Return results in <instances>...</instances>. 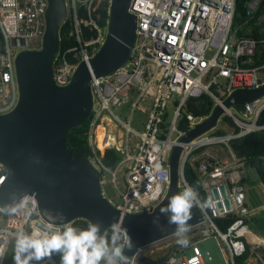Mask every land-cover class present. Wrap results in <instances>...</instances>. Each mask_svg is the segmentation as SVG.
Listing matches in <instances>:
<instances>
[{
	"label": "built area",
	"instance_id": "obj_1",
	"mask_svg": "<svg viewBox=\"0 0 264 264\" xmlns=\"http://www.w3.org/2000/svg\"><path fill=\"white\" fill-rule=\"evenodd\" d=\"M100 1L66 2V20L77 45L57 53L53 79L58 86L67 85L80 62L92 58L105 40L108 20L101 26L94 17ZM81 6L86 9L85 17L80 15ZM259 7L264 20V0H249V18ZM47 8L48 0H0V115L18 104L16 58L22 51L41 48ZM129 11L136 15L137 25L128 60L91 82L93 104L86 134L92 153L88 158L100 172L102 194L122 214L151 212L169 188L171 151L182 146L179 188L185 193L178 192L177 201L199 207L203 221L127 255V234L120 225L99 238L75 221L54 224L41 216L35 194H26L10 209L0 205V264H136L141 256L151 257L155 251L160 252L156 260L168 254L165 264H189L184 255H178L183 238L157 246L184 232L219 238L226 251L225 264H235L236 257L246 251V232L254 233L248 221L255 208L246 203L243 162L230 142L264 129V124L257 122L264 109V95L242 109L224 107L218 123L222 118L227 123L224 117L228 116L237 130L213 134L215 127L189 142L180 139L210 114L188 112L189 98L207 95L213 109L223 105L234 90L264 84V63L254 65L264 39L237 35L236 0H131ZM83 26L95 30L96 35L85 38ZM124 107L128 113L121 117L119 110ZM135 112L141 129L133 124ZM183 120L187 128L182 127ZM220 144L230 149L231 158L216 154ZM107 149L119 155L114 166L102 160ZM186 162L198 173L205 203L200 191L185 179ZM6 177L7 169L0 162V185ZM109 186L116 191L119 203L108 196ZM228 215L235 218L224 231L215 218Z\"/></svg>",
	"mask_w": 264,
	"mask_h": 264
},
{
	"label": "water",
	"instance_id": "obj_2",
	"mask_svg": "<svg viewBox=\"0 0 264 264\" xmlns=\"http://www.w3.org/2000/svg\"><path fill=\"white\" fill-rule=\"evenodd\" d=\"M130 1L110 0L103 44L92 58L80 62L67 85L58 86L53 79V63L67 6L65 0H48L41 48L22 51L16 58L18 104L0 115V162L7 169L6 180L0 185V205L10 209L24 195L35 194L41 216L54 224L82 219L99 238L120 225L127 234L124 253L134 255L140 248L199 224L204 217L199 207L177 201L182 146L176 145L171 151L170 184L164 198L151 212L125 214L102 194L100 172L89 158L68 149L69 131L90 117L93 77L112 73L129 58L137 25L136 15L129 11ZM263 95L264 84L234 90L223 105H215L209 116L180 141L189 142L215 128L224 107L244 106ZM214 194L217 196L216 189ZM226 203L229 206L228 200ZM167 255L158 260L141 256L140 260L164 264Z\"/></svg>",
	"mask_w": 264,
	"mask_h": 264
},
{
	"label": "trees",
	"instance_id": "obj_3",
	"mask_svg": "<svg viewBox=\"0 0 264 264\" xmlns=\"http://www.w3.org/2000/svg\"><path fill=\"white\" fill-rule=\"evenodd\" d=\"M249 0H236V12L234 18V25L238 28L237 35H247L256 39H264V20L260 19L261 7L257 9L252 18L247 15V4ZM97 13L94 15L96 20L101 26H105L109 17V3L108 0H101L97 4ZM80 15L85 17L86 9L84 6L80 8ZM72 26L68 20H66L60 28V48L62 52L67 48H71L77 45L76 38L71 34ZM84 37L88 38L92 35H96V31L90 29L87 26H83ZM71 57V55H69ZM264 63V44H260L258 53L254 57V65ZM213 102L207 95H202L197 98H189L186 105V110L191 112L195 116L208 115L212 110ZM238 109H242L243 106H236ZM224 120L235 130V126L232 119L228 116L224 117ZM257 122L264 124V109L260 112ZM182 127L187 128V122L182 121ZM88 129V121L73 128L67 135V146L68 149L75 155L78 156H90L92 151L89 146L88 136L86 131ZM217 134H225L226 131L222 128L218 129ZM231 148L236 156L243 162L255 169L258 173L260 181L264 185V129L252 131L240 138L232 139L230 142ZM119 159L118 153L114 149H107L103 155L102 160L108 166H114ZM184 176L189 185L200 191V197L202 201L206 202L205 193L202 190L201 182L198 173L195 169L186 162L184 168ZM262 205L259 203L253 208ZM234 216L228 215L224 217L215 218L216 223L222 230H226L227 226L234 220ZM249 226L251 229L264 237V210L259 213L252 214L249 219ZM75 223L80 224L85 232L90 231V225L87 221L79 219L75 220ZM109 234V233H108ZM108 237V235H107ZM95 242L94 239H92ZM264 252V250H263ZM257 254V249L252 250L250 244L247 243L246 251L236 257L235 264H247L250 256ZM136 264H147L142 260H139ZM165 264V263H164ZM257 264H264L263 260H258Z\"/></svg>",
	"mask_w": 264,
	"mask_h": 264
},
{
	"label": "rangeland",
	"instance_id": "obj_4",
	"mask_svg": "<svg viewBox=\"0 0 264 264\" xmlns=\"http://www.w3.org/2000/svg\"><path fill=\"white\" fill-rule=\"evenodd\" d=\"M66 2H70V0H66ZM69 10V7H68ZM128 113V110L126 107H124L123 109L119 110V114L121 115V117H124L125 114ZM134 118L135 121L133 122L134 126L138 129H141V125L139 124L138 120L141 121L138 112L134 113ZM223 118H222V122L218 123L216 126V129H213L212 133L213 134H217V130L222 128L227 132H230L231 130H233V128L227 124L224 123ZM98 133H101V131L99 130ZM233 151V150H232ZM216 154L218 156H220L221 158H231L230 154L231 151L230 149H228L226 146H224L223 144H220V146H217V151ZM242 162V161H241ZM241 170H242V178H243V184L245 186V190H246V203L249 206V208H253L256 205H258L259 203H261V207H264V185L263 183L260 181L258 173L255 171V169H253L252 167L242 164L241 166ZM179 192L180 194L185 193L184 188H179ZM108 196L115 202V203H119V198L116 197V191L113 190L110 186L108 187L107 190ZM264 209V208H261ZM252 212L255 213H259L260 212V206H257ZM251 228V226H249ZM179 238H183V244L185 246V244L190 243L191 241H193L194 239L200 238V236L195 235V234H191L190 232H184L182 234H179L177 236H173L170 239H168L165 242H161L159 243L157 246H161L167 242H173L178 240ZM264 238V237H263ZM216 237L215 236H209L206 238H202L199 239L196 243V245H190L186 248H184L182 251L180 250V252H178V255H182L185 254L192 263H197V256L198 253H201L204 256L205 259V264H225L224 262V258L223 255L220 251V247L217 244L216 241ZM257 249V253H260L262 256L264 255V245L262 244H257L255 245V249ZM160 255L159 251H155V253H153L151 255V257L153 259H157Z\"/></svg>",
	"mask_w": 264,
	"mask_h": 264
},
{
	"label": "crops",
	"instance_id": "obj_5",
	"mask_svg": "<svg viewBox=\"0 0 264 264\" xmlns=\"http://www.w3.org/2000/svg\"><path fill=\"white\" fill-rule=\"evenodd\" d=\"M234 153V152H233ZM230 157H231V154H230ZM225 158H227V157H225ZM229 159V158H228ZM264 205V204H263ZM261 208H264L263 206L261 207V205H260V211L261 210H264V209H261ZM254 213V212H253ZM254 232V231H253ZM255 233V232H254ZM255 234H257V233H255ZM259 235V234H258ZM261 236V235H260ZM263 237V236H262ZM217 238V237H216ZM199 239H202V238H197V239H194L193 241H191L190 243H187V244H185V246H184V244H182V246H181V251L184 249V248H186V247H188V246H190V245H196V243L195 242H197ZM216 241H217V244H218V246L220 247V251H221V253H222V255H223V258H224V262H225V254H226V251H225V248L223 247L224 245H223V243L221 242V240L219 239V238H217L216 239ZM260 244H262V245H264V241L263 242H260ZM252 248V250H254L255 249V247H251ZM182 255H184L185 256V258L187 259V261H188V263L189 264H194V263H192L191 261H190V259L185 255V254H182ZM197 263H195V264H199L200 262H202L203 264H205V259H204V256L201 254V253H198V256H197ZM258 260H263V256L260 254V253H257L256 255H254V256H250L249 257V259H248V261H247V264H257L258 263Z\"/></svg>",
	"mask_w": 264,
	"mask_h": 264
},
{
	"label": "bare ground",
	"instance_id": "obj_6",
	"mask_svg": "<svg viewBox=\"0 0 264 264\" xmlns=\"http://www.w3.org/2000/svg\"><path fill=\"white\" fill-rule=\"evenodd\" d=\"M98 136L101 138L102 133H98ZM246 235H247L249 241L257 243V244H260V242L264 241V238L258 234H254L252 232H246Z\"/></svg>",
	"mask_w": 264,
	"mask_h": 264
},
{
	"label": "flooded vegetation",
	"instance_id": "obj_7",
	"mask_svg": "<svg viewBox=\"0 0 264 264\" xmlns=\"http://www.w3.org/2000/svg\"><path fill=\"white\" fill-rule=\"evenodd\" d=\"M88 121V120H87Z\"/></svg>",
	"mask_w": 264,
	"mask_h": 264
}]
</instances>
